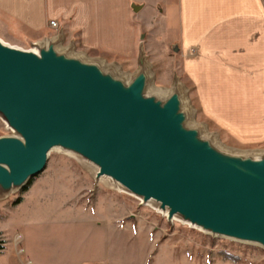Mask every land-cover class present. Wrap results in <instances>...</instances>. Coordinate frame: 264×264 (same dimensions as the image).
Segmentation results:
<instances>
[{"label":"water","instance_id":"95a60500","mask_svg":"<svg viewBox=\"0 0 264 264\" xmlns=\"http://www.w3.org/2000/svg\"><path fill=\"white\" fill-rule=\"evenodd\" d=\"M57 37L38 52L0 40V115L14 131L0 136V188L27 186L62 148L169 221L264 248V154L232 153L189 124L177 77L165 97L149 93L144 57L129 81Z\"/></svg>","mask_w":264,"mask_h":264},{"label":"rangeland","instance_id":"374dc122","mask_svg":"<svg viewBox=\"0 0 264 264\" xmlns=\"http://www.w3.org/2000/svg\"><path fill=\"white\" fill-rule=\"evenodd\" d=\"M158 15L152 16L153 27L138 28L133 46L123 54L85 48L75 31L70 34L60 25L53 35L36 38L18 22L2 20L0 38L30 49L58 36L57 48L101 62L129 81L140 71L142 56L149 93L172 92L177 77L184 106L190 109L189 124L222 149L264 154V137L244 140L204 111L182 73L172 32L156 24ZM13 134L0 115V136ZM47 161L29 189L0 188V240L5 241L0 264H264L263 247L214 236L181 219L169 221L155 203L142 204L139 198L97 181L96 166L81 157L54 150Z\"/></svg>","mask_w":264,"mask_h":264},{"label":"crops","instance_id":"0c3cea01","mask_svg":"<svg viewBox=\"0 0 264 264\" xmlns=\"http://www.w3.org/2000/svg\"><path fill=\"white\" fill-rule=\"evenodd\" d=\"M157 12L204 111L244 140L263 138L264 0H0V21L33 37L53 35L56 20L83 47L120 54Z\"/></svg>","mask_w":264,"mask_h":264},{"label":"bare ground","instance_id":"6f19581e","mask_svg":"<svg viewBox=\"0 0 264 264\" xmlns=\"http://www.w3.org/2000/svg\"><path fill=\"white\" fill-rule=\"evenodd\" d=\"M0 40H2V38H0ZM3 41V40H2ZM4 43H6V44H9V45H11V46H13V47H18V48H20L19 46H15V45H13V44H10L9 42H6V41H3ZM49 41H46L45 43L47 44ZM39 44H42V43H39ZM31 50L32 51H35V52H38V49H37V47H35V48H31ZM101 63V62H100ZM102 64V63H101ZM104 67L106 66L105 64H102ZM107 67V66H106ZM107 69H108V67H107ZM111 69V68H110ZM158 90V89H157ZM158 94L160 95V96H163V95H167V93H169V91L167 92V91H162L161 92V90H158ZM183 93V92H182ZM183 95H185L184 93H183ZM184 105V104H183ZM188 109V108H187ZM188 111H189V114H191L190 113V109H188ZM54 150H59V151H62V152H65L66 154H68V155H70V156H75V157H79V156H77L76 154H74V153H72V152H70V151H67V150H64V149H62V148H53L52 149V151H54ZM229 151V150H228ZM237 152H239V151H234V153H237ZM96 170H98V168H96ZM95 173H96V171H94ZM100 181H104V182H106V184H108V185H110L111 187H115V188H118L121 192L123 191V192H125L124 191V189H123V187H122V185H120V184H117L116 182H113L109 177H106V176H104V177H101V179H100ZM132 195V194H131ZM140 199V198H139ZM141 200V199H140ZM164 216H167V213H168V210H164V211H160ZM177 218V216L176 217H174L173 218V220H177L176 219Z\"/></svg>","mask_w":264,"mask_h":264},{"label":"trees","instance_id":"16d2710c","mask_svg":"<svg viewBox=\"0 0 264 264\" xmlns=\"http://www.w3.org/2000/svg\"><path fill=\"white\" fill-rule=\"evenodd\" d=\"M33 180H34V178L28 183L27 186L24 187L25 190L29 189V186L32 184ZM20 202H21V200L18 199L17 203H20ZM4 243H5L4 240H0V256L2 255V252H3L4 248H5V247H4ZM225 255H227V257H229V258H233V259H235L234 255H231V254H229V253H225Z\"/></svg>","mask_w":264,"mask_h":264},{"label":"built area","instance_id":"2783aa9c","mask_svg":"<svg viewBox=\"0 0 264 264\" xmlns=\"http://www.w3.org/2000/svg\"><path fill=\"white\" fill-rule=\"evenodd\" d=\"M49 23H50V25L53 26V27H58V23H57L56 20H52V21L49 22ZM19 237H20V236H18V239H20ZM18 248H19V247H18ZM18 252H19L20 254H23V253H24L23 248L20 247V248L18 249Z\"/></svg>","mask_w":264,"mask_h":264}]
</instances>
